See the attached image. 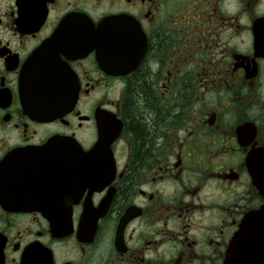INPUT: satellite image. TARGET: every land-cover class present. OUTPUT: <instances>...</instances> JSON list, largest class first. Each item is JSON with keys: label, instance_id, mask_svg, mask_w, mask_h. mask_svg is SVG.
I'll return each instance as SVG.
<instances>
[{"label": "flooded vegetation", "instance_id": "af4514ba", "mask_svg": "<svg viewBox=\"0 0 264 264\" xmlns=\"http://www.w3.org/2000/svg\"><path fill=\"white\" fill-rule=\"evenodd\" d=\"M256 214L264 0H0V264H264Z\"/></svg>", "mask_w": 264, "mask_h": 264}, {"label": "trees", "instance_id": "16d2710c", "mask_svg": "<svg viewBox=\"0 0 264 264\" xmlns=\"http://www.w3.org/2000/svg\"><path fill=\"white\" fill-rule=\"evenodd\" d=\"M131 89L133 92L129 97L128 118L133 127L139 130V142L142 143L146 139L148 121L152 120V116H146L144 113L149 111V113L156 114L157 111L151 94L143 82H135Z\"/></svg>", "mask_w": 264, "mask_h": 264}, {"label": "water", "instance_id": "95a60500", "mask_svg": "<svg viewBox=\"0 0 264 264\" xmlns=\"http://www.w3.org/2000/svg\"><path fill=\"white\" fill-rule=\"evenodd\" d=\"M37 80V79H35ZM42 81L39 82L37 81V83L35 84V92L36 93H40L42 95H45V94H48V100L50 99L49 96H50V93H51V90L48 86H46V82L44 81V79H41ZM69 99L70 100H73V102L76 100V97H77V92L75 91L73 93V95L69 94ZM44 97H42L41 99H43ZM40 100V99H38ZM118 134V131L117 133H115V135H113V137L109 140L106 141V150H107V153L105 154V158L106 159H110L112 157V154H111V151H110V143L112 142V140L115 138V136H117ZM105 143V140L103 138H100L98 143H97V146L96 148H94L93 150H98L99 149V145H100V148H103V145ZM263 222L264 221V218L262 216H259L258 214L256 215H251L248 219H245L243 224L240 226V231H245V230H256V229H259L260 226H254V224H257L258 225V222ZM263 228V226H261V229ZM239 238H244V237H247L243 234V232H241L239 235Z\"/></svg>", "mask_w": 264, "mask_h": 264}]
</instances>
